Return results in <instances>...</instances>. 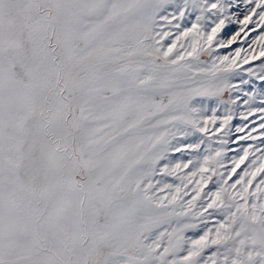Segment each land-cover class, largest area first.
<instances>
[{
	"label": "snow or ice",
	"instance_id": "1",
	"mask_svg": "<svg viewBox=\"0 0 264 264\" xmlns=\"http://www.w3.org/2000/svg\"><path fill=\"white\" fill-rule=\"evenodd\" d=\"M0 264H264V0H0Z\"/></svg>",
	"mask_w": 264,
	"mask_h": 264
}]
</instances>
